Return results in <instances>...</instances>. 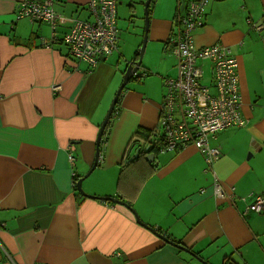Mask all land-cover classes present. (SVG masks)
<instances>
[{
  "label": "crops",
  "instance_id": "0c3cea01",
  "mask_svg": "<svg viewBox=\"0 0 264 264\" xmlns=\"http://www.w3.org/2000/svg\"><path fill=\"white\" fill-rule=\"evenodd\" d=\"M18 1L0 0V264H202L195 256L206 264H264V208L244 210L253 195L264 197V27L247 22L264 25V0H208L204 25L193 32L196 46L232 49L247 119L209 140L220 150L212 169L204 172L193 145L157 153L150 163L125 160L144 145L141 135L161 132L162 78L175 75V63L161 64V76L124 86L97 165L84 179V192L123 200L142 223L194 256L139 224L127 207L73 191L74 176L93 164L125 55L118 50L90 71L67 56L58 38L73 20L89 19V0H52L59 19L49 47L47 24L13 15ZM178 1L155 0L150 8L148 40L167 56ZM158 89L160 97H146L145 90ZM213 173L232 194L211 196Z\"/></svg>",
  "mask_w": 264,
  "mask_h": 264
},
{
  "label": "built area",
  "instance_id": "2783aa9c",
  "mask_svg": "<svg viewBox=\"0 0 264 264\" xmlns=\"http://www.w3.org/2000/svg\"><path fill=\"white\" fill-rule=\"evenodd\" d=\"M206 2L207 0H192L175 17L177 27L168 44L177 60L176 76L164 78L166 92L159 110L162 131L160 152L193 145L203 158L204 172L212 169L220 156L219 148L209 144L214 134L247 125L237 83L238 62L232 56L231 48L222 42L195 45L193 32L203 25V6ZM116 4L117 0H89V19L74 22L64 37V42L69 47V56L94 67L99 58H105L116 50ZM17 9L21 16L44 19L51 23L59 18L52 10V0H23ZM206 62L211 65V75L208 78L203 71ZM116 109L117 107L113 112ZM69 158L72 159L71 155ZM223 185L213 173L211 196L214 199L226 198L228 192L231 193ZM251 198L253 199L244 210L259 213L264 205V198L260 194Z\"/></svg>",
  "mask_w": 264,
  "mask_h": 264
},
{
  "label": "rangeland",
  "instance_id": "374dc122",
  "mask_svg": "<svg viewBox=\"0 0 264 264\" xmlns=\"http://www.w3.org/2000/svg\"><path fill=\"white\" fill-rule=\"evenodd\" d=\"M118 1V0H117ZM121 1V3H119ZM146 0H119L118 8H117V28H118V50L120 53H124V58L121 61L122 63H126L132 60L133 55L138 51V47L141 45L143 40V33L145 28V12H144V3ZM132 5L136 10V12L127 11V5ZM152 4H150L151 6ZM149 36L146 40V45L144 46V53L142 57V63L138 72L147 71L148 76L144 77V80H148L149 78H154L157 76H161L160 74V66L161 64H165L166 66H171L176 62V57L173 55L167 56L165 52H163V47H158L159 45L152 44L149 42ZM159 53L163 56H166V59L162 62ZM118 55L117 51L109 56L106 60H112ZM175 57V58H174ZM159 60V62H158ZM209 68L205 67L203 71L205 74H209ZM164 73V72H163ZM164 75H167L164 73ZM163 75V76H164ZM171 76V75H169ZM118 89V88H117ZM117 91V90H116ZM116 93V92H115ZM115 95V94H114ZM145 95L148 99L153 97H160V90H145ZM114 97V96H113ZM89 170V169H88ZM87 170V171H88ZM86 171V172H87ZM85 172V173H86ZM84 173V174H85ZM86 179V178H85ZM82 188L84 190V180L82 182ZM84 192V191H83Z\"/></svg>",
  "mask_w": 264,
  "mask_h": 264
},
{
  "label": "trees",
  "instance_id": "16d2710c",
  "mask_svg": "<svg viewBox=\"0 0 264 264\" xmlns=\"http://www.w3.org/2000/svg\"><path fill=\"white\" fill-rule=\"evenodd\" d=\"M21 1H23V0H21ZM29 1H39V0H29ZM190 1H192V0H179L178 1V3H177V11H176V13H175V16H174V19L172 20L173 21V27H172V29H170V32H169V36H168V38H167V40H166V43H167V47H169L170 48V50H171V52L173 53V51H172V47H170V44H168V41H169V38L172 36V33H174V31L176 30V27H177V24H176V22L174 21L175 20V17H176V15H177V13H180L182 10H184L185 9V6H187L188 4H189V2ZM19 3H20V1H18ZM155 2V0H151V2H150V4H152L153 5V3ZM207 3H208V0H207V2H206V4H205V6L207 5ZM152 5L150 6L149 5V8H147L148 9V12L150 13V8L152 7ZM117 6H118V1H117V4H116V8H117ZM205 6H203L204 7V11H203V19L205 18V11H206V7ZM129 9L128 10H130V12H133V6L132 5H130L129 4ZM18 9L16 8V10H15V12H14V14L13 15H15V17H17L16 19H28L29 21H32V22H35V23H40V24H42V23H44V24H47V26H49V28L51 29V40L50 41H48V42H46V45L49 47L50 46V44L53 42V43H55V41L57 40L56 38H57V36H56V27H58L57 26V24H58V19H57V21H55L54 23H51L50 21H47V20H44V19H33V18H31L30 16H21V15H19L18 14ZM89 13V12H88ZM117 19H118V15H117V12H116V14H115V19H114V24H115V27H116V35L115 36H117L118 35V28H117ZM202 19V20H203ZM78 19H76V20H73V23L72 24H74V22H76ZM79 20H86V19H79ZM78 20V21H79ZM247 22H248V24H251V26H252V28H254L255 30H258V31H260V29L261 28H263L264 27V25L263 24H256V23H254V22H252L251 21V19H249V18H247ZM72 24H70V26L68 27V29H67V31L61 36V37H59L58 39H61L60 41V43L61 44H63L65 47H66V54H67V56L70 58V59H72L73 61H74V63H76V64H84L86 67H87V69H86V71H90L91 69H93L94 67H96V65L98 64L97 63V61L95 62L96 64H95V66L94 67H90L87 63H84V62H82V61H79V59H77V58H75V57H71V56H69V54H68V49H69V47H68V45L67 44H65V42H64V37H65V35L67 34V32L68 31H70V29H71V27H72ZM203 25H204V20H203ZM203 25L201 26V27H203ZM200 27V28H201ZM199 29V28H198ZM198 29H196V30H198ZM195 30V31H196ZM118 41H119V36H117V42H116V50H114L112 53H111V55L114 53V52H116V51H118ZM262 43H264V37L262 38ZM43 45H44V43H43ZM232 50V49H231ZM136 54V53H135ZM135 54L133 55V57H132V60H137V58H136V56H135ZM232 54V56L233 57H235V55L233 54V52L231 53ZM174 55V54H173ZM175 56V55H174ZM109 56H107V58H108ZM132 60H130V61H132ZM129 62V61H128ZM128 62H126V63H128ZM125 63V64H126ZM176 63H177V60H176V62H175V65H174V68H175V66H176ZM127 65V64H126ZM210 66L211 67V65H210V63H208V62H206L205 64H204V69H205V67H207V66ZM173 68V69H174ZM175 71H176V68H175ZM174 71V72H175ZM149 74L147 73V71L145 70V71H142V72H137V73H135V75H134V77H133V79H136V78H144V77H146V76H148ZM238 75V74H237ZM176 76V72H175V75L174 76H169V75H165V76H163V78H162V80H163V84H164V78L166 77V78H174ZM163 84H162V86H163ZM164 94H163V97H164V95H165V92H166V88H165V86H164ZM161 98L162 99V103H163V99L164 98ZM118 103V102H117ZM116 106H117V104H116ZM161 108V107H160ZM159 115H160V111H159ZM158 123H159V119H158ZM158 126H159V129H160V125L158 124ZM160 131H161V129H160ZM161 135H162V131L160 132V134H155V135H153V132H150V133H146L144 136H142L141 135V137L140 138H142V140H144L145 141V143H144V145L143 146H140V149H139V154H138V156L136 157V158H140V157H142V158H144V160H145V157H146V155L147 154H150V153H155V154H157V153H161L160 152V147H161V142H162V137H161ZM102 138H103V136H102ZM101 139V138H100ZM104 140V139H103ZM136 140V139H135ZM131 141L130 143H129V145H128V148L130 147V146H132V144H134V145H137L138 143H137V141ZM132 148V147H131ZM165 153V152H164ZM127 158H129V156L127 155V157L125 158V159H127ZM135 159V158H134ZM133 159V160H134ZM80 177V175H75L74 176V181H73V191L74 192H76L77 194H79L78 192H77V190H76V187H75V184H76V181L78 180V178ZM261 195V194H260ZM261 197H262V195H261ZM264 198V197H263ZM264 208V205H263V207H262V209ZM262 209H260L261 211L260 212H262ZM259 212V213H260Z\"/></svg>",
  "mask_w": 264,
  "mask_h": 264
},
{
  "label": "water",
  "instance_id": "95a60500",
  "mask_svg": "<svg viewBox=\"0 0 264 264\" xmlns=\"http://www.w3.org/2000/svg\"><path fill=\"white\" fill-rule=\"evenodd\" d=\"M150 2L151 0H146L145 3H144V12H145V28H144V33H143V40H142V43L141 45L138 47V51L136 52L135 56L137 58V60H132V61H129L126 65V67L124 68V73L123 74V77H122V81L120 83V86L118 87L113 99H111V103H110V106L107 110V112L105 113V117L101 123V125H99V130H98V133H97V136H96V141H95V154H94V160H93V164H91V167L90 169L81 177V178H78V180L76 181V184H75V187H76V190L79 194H81L82 196L84 197H88V198H98V200H103V201H106V202H111V203H116V204H120V205H123L125 207H127L129 210H131V212L133 213V215L135 216V219L136 221L141 224V225H144L146 228L150 229L152 232H154V234H156L157 236H159L161 238V240H164L165 242H168L170 243L171 245L175 246L177 249H181L182 251H185V252H188L190 253L191 255H193L186 247L182 246L181 244L179 243H176V242H173V241H170L169 239H167L166 237H164L163 234L157 232L154 228L152 227H149L147 226L146 224L142 223V221L140 220L139 216L136 215L137 213L132 209V207L128 204V203H124L123 200L121 199H118V198H111V197H96V196H92L90 194H87L86 192H83V188H82V182L83 180L85 179V177L89 176L90 173L93 171V169L96 167L97 165V162L99 160V146H100V138H102L103 136V132L112 116V112L114 111V109L116 108V104L118 102L117 99H119L120 97V94L122 93V90L124 88V86L127 84V82L134 77L135 73H137L138 69L140 68L141 66V63H142V57H143V53H144V46L146 45V40H147V37H148V27H149V12H148V9L149 8V5H150ZM104 57H101L99 58V60L101 61H104ZM139 149L140 147H137L135 150H133V154L125 159L126 161H132L134 158L136 159V157L138 156L139 154ZM156 157V154L155 153H150V154H147L146 157H145V160L150 163L154 160V158ZM194 256V255H193ZM195 258L197 260H199L202 264H206L204 261H202L200 258H198V256H195Z\"/></svg>",
  "mask_w": 264,
  "mask_h": 264
}]
</instances>
